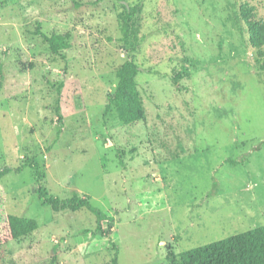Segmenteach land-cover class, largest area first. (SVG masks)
Returning a JSON list of instances; mask_svg holds the SVG:
<instances>
[{"label":"rangeland","instance_id":"rangeland-1","mask_svg":"<svg viewBox=\"0 0 264 264\" xmlns=\"http://www.w3.org/2000/svg\"><path fill=\"white\" fill-rule=\"evenodd\" d=\"M0 3V169L38 164L0 180V264H114V243L119 264H179L264 224V0H143L145 115L128 124L105 110L128 58L120 2ZM39 187L88 197L114 217L109 234L86 208L45 205ZM9 214L39 227L12 238Z\"/></svg>","mask_w":264,"mask_h":264},{"label":"trees","instance_id":"trees-1","mask_svg":"<svg viewBox=\"0 0 264 264\" xmlns=\"http://www.w3.org/2000/svg\"><path fill=\"white\" fill-rule=\"evenodd\" d=\"M114 1L120 2L123 7L119 13V23L122 32L119 40L122 42L128 58L117 69L116 76L118 82L116 90L110 96V102L106 105L105 110L108 112L111 106L115 104L120 119L128 124L142 120L145 115L144 97L139 89L138 81V76L142 71L138 57L147 34L143 31V0H138L135 3H130L128 0ZM76 4H79V2L76 1ZM246 21L251 30V39L253 42H256L257 35L259 34V24L257 21L250 19ZM40 25L41 23L39 22L36 32L48 40L51 47L56 50L53 40L41 30ZM0 73L1 81H3L4 73L1 68ZM186 76H189L186 66H183L178 72L171 75V80L180 91L186 89L183 83ZM63 86V83L59 85L54 84L59 96L56 105V110L59 114L61 112L60 97ZM26 162L16 169L10 166L0 169V180L13 170L22 171L25 166L32 167L38 171V164L29 160ZM39 196L45 205L50 206L55 211L88 209L97 218V231L106 236L109 234L105 223L114 221V217L107 215L103 210L94 205L88 197L82 196L77 190L73 191L71 197L61 198L51 197L45 188L39 187ZM7 222L8 231L12 238L27 235L39 227L37 219L15 214H9ZM114 245L116 246V252L113 262L114 264H119V249L115 243ZM179 264H264V224L182 251L179 254Z\"/></svg>","mask_w":264,"mask_h":264}]
</instances>
